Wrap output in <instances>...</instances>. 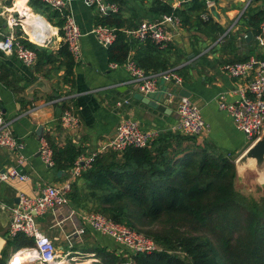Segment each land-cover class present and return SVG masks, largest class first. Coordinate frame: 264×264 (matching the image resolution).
<instances>
[{
  "label": "crops",
  "instance_id": "1",
  "mask_svg": "<svg viewBox=\"0 0 264 264\" xmlns=\"http://www.w3.org/2000/svg\"><path fill=\"white\" fill-rule=\"evenodd\" d=\"M161 1L171 3L172 7H179L181 3L192 0ZM202 1L205 2V6L200 10V16L207 14L206 19L201 17L202 20L207 21L206 25L200 27L196 25L193 18L197 13H192L191 23L184 25L177 17L178 25L171 23L164 25L165 29L172 33V39L168 42L172 45L171 59L178 62L177 65L169 68L176 70L182 77V83L175 85L160 80L158 91L149 95L158 103L165 105L170 113L159 112L134 99L130 100L128 106L121 108L115 106L116 98L127 97L131 92H139L138 84L130 81L131 76L122 65L111 68L112 62L108 61L107 47L100 44L91 33L92 28L98 24L96 22L98 11L85 0H69L68 11L73 15L82 32L80 40L82 55L79 61H74L71 83L64 84L60 81L63 70L51 72L46 69L48 65L43 68H38L35 64L25 66L14 55L0 51V64L12 72L9 78L14 80L15 87L23 88L16 94L0 81V109L9 121L15 136L24 143L23 153L26 159L20 166V171L27 176L26 180L17 178L0 180V250L5 244L2 239L8 233L10 207L18 202L20 192L37 196L44 185H61L66 180L73 182L77 178L71 177V168L63 171L43 162L39 155V139L45 134L53 137L59 145L69 139L84 149L82 155H88L114 135L116 125L122 119L136 120L143 130H155L158 133L171 130L178 122L176 104L181 97V90H184L189 93L190 102L199 108L207 124V131L201 136H196L198 144H206L232 158L238 157L247 148L249 142L246 136L236 128L233 118L219 108L218 101L221 94L225 96L227 102L236 101L240 88L252 78V76L246 78L229 76L223 69L225 63L241 62L250 57L264 59V45H258L255 39L256 32L248 24V15L259 11L260 18L263 16L264 0H252L247 9H244V0ZM7 2L8 0H0L1 37L13 30L22 42L32 43L38 47L44 46L54 51L58 49L63 42L61 27L54 26L47 19L48 14L56 10L44 3L34 6L29 0L25 1L26 5L23 7H17L16 0ZM124 2L123 5L117 4L118 12L121 7L125 19L130 18L132 13L137 15L136 23L143 20L156 21L161 18L148 12L151 0H124ZM208 3L216 6L218 20L210 16ZM2 12L4 14H1ZM8 13L14 16H29L27 21L39 15L47 21L46 38H38L22 22H16L14 26L9 27ZM56 20L53 18V21ZM35 22L40 23V21ZM127 31L128 29L125 32L129 34ZM248 32L251 33L249 39H247ZM132 54L133 51H130L128 58L131 59ZM182 68L185 70L180 74L179 70ZM39 79H45L48 87L58 93V97L61 94L59 98L71 104L70 110L79 121L76 129H67L61 125V111L56 106L58 103L53 102L54 98H49L50 94L41 88L30 91L31 86ZM15 159L14 151L0 146V173L7 166L15 164ZM79 181L80 179H77V182ZM71 194L70 188L66 206L56 211L47 210L37 218L41 231L54 243L62 241L69 244V238L77 237L85 245L83 249L78 250L87 255H94L92 253L94 248H105L119 254L124 251L123 246L112 238L93 231L79 217L65 219L71 209L80 213L88 211L85 207L76 204ZM68 221L70 233H67L63 227ZM79 229H82L81 233H77ZM57 248L62 251L71 249L68 247L64 250L62 246Z\"/></svg>",
  "mask_w": 264,
  "mask_h": 264
},
{
  "label": "trees",
  "instance_id": "2",
  "mask_svg": "<svg viewBox=\"0 0 264 264\" xmlns=\"http://www.w3.org/2000/svg\"><path fill=\"white\" fill-rule=\"evenodd\" d=\"M29 3L43 5L38 0ZM204 3L192 0L172 7L169 2L151 0L148 12L158 18L176 16L184 25L191 23L192 13H197L193 19L200 27L207 24L200 16ZM260 14L248 15V24L256 33ZM47 19L54 26H62L63 18L57 11L48 14ZM136 19L135 13L125 19L121 7L118 13L96 18L98 24L115 30L116 38L107 47L108 61L121 64L133 51L131 60L145 71L177 65L171 59V43L161 47L125 32L139 24ZM23 43L35 51L36 67L48 65L46 69L51 72L63 70L60 81L72 82L74 60L65 43L56 51ZM11 73L0 64V81L17 94L23 88L15 87L9 78ZM49 98L56 99L51 95ZM56 106L61 115L71 108L64 100ZM44 137L52 149L53 166L59 170L72 168L84 152L69 139L59 145L49 134ZM236 158L198 144L196 136L172 130L160 132L145 147L98 153L91 167L71 183L72 200L145 234L161 248L130 254L128 259L113 250L94 248L92 253L98 261L93 264H264V196L249 199L236 191ZM31 245L32 240L23 234L6 235L0 264H7L11 253Z\"/></svg>",
  "mask_w": 264,
  "mask_h": 264
},
{
  "label": "built area",
  "instance_id": "3",
  "mask_svg": "<svg viewBox=\"0 0 264 264\" xmlns=\"http://www.w3.org/2000/svg\"><path fill=\"white\" fill-rule=\"evenodd\" d=\"M38 1L58 11L63 17L61 26L62 40L66 44L73 60L75 62L79 61L82 55L80 44L82 32L73 15L68 11L69 0ZM251 1L244 0V9L250 5ZM85 2L88 5L95 6L101 17L116 13L119 9L117 2L112 0H85ZM211 4L208 3L207 6ZM1 14H4V12ZM202 18H207V15L204 14ZM7 21L9 27H12L16 22L23 23V16H14L8 13ZM167 23L178 25L179 20L173 15H163L156 21L143 20L135 28L127 32L139 41L151 40L162 47L172 39V33L164 27ZM91 33L105 47H108L116 38L114 28L101 24L94 26ZM0 35L2 34L0 33ZM255 39L258 45H264V13ZM0 51L14 55L25 66H32L36 62L35 51L25 46L13 30L2 37L0 36ZM119 65L126 68L131 76L130 81L138 84L139 92L145 96L158 91V82L160 80L171 82L175 85H181L182 83V77L174 68L146 72L130 58H127L121 64L113 62L110 64L111 68H116ZM223 69L229 76L234 78L252 76L251 80L243 88H240L239 97L236 101H225L223 94L219 96L218 101L219 108L226 111L233 118L236 128L246 136L249 143H252L259 137L264 128V59L250 57L241 62H228L223 65ZM62 100L63 98H56L53 102L60 103ZM127 103L126 100H118L115 106L120 107ZM176 113L178 122L171 128L172 131L188 136H201L207 131V124L199 108L192 104L188 97H179L176 104ZM60 123L67 129H76L79 125L78 118L70 109L62 113ZM158 134L155 130H143L139 123L132 118L122 119L117 123L115 133L111 138L104 141L96 151L88 155L81 154L77 158L70 171L71 177L75 178L82 171L90 168L98 153L109 150L120 153L128 146L145 147ZM0 146L14 151L16 154L15 164L7 166L0 173V180L6 181L11 178L26 180L27 176L20 171V166L26 159L23 153L24 143L15 136L9 121L6 120L1 109ZM39 155L46 165L53 166L52 149L45 137H40L39 139ZM71 183L70 180H66L61 185H44L37 196H29L23 192L18 194V202L10 207V223L7 235L13 237L16 234H23L32 240V245L11 254L7 264L13 263V255L20 250L27 253L25 262L22 264H59L60 262L62 264H73L77 261H84L80 259L87 254L79 250H59L53 240L41 231L37 221V218L41 217L47 210L56 211L68 204L67 193L71 188ZM76 216L93 231L108 236L117 244L123 246L128 254L151 253L159 250L153 239L126 225L111 220L102 213L95 211L80 213L71 209L65 219H71ZM81 232L82 229L77 230V233Z\"/></svg>",
  "mask_w": 264,
  "mask_h": 264
},
{
  "label": "water",
  "instance_id": "4",
  "mask_svg": "<svg viewBox=\"0 0 264 264\" xmlns=\"http://www.w3.org/2000/svg\"><path fill=\"white\" fill-rule=\"evenodd\" d=\"M10 3V0H8ZM7 2V3H8ZM208 11L210 13V16L219 19V14L216 11V6L214 4H211L208 6ZM251 36V33H247V39H249ZM192 55H190L191 57ZM34 88H41L46 93L52 95L53 97H58L57 92H53L47 85V82L45 79H39L36 81L30 88V91ZM181 96L189 97V93L185 92L184 90H181L180 92ZM134 99L137 100L139 103H142L150 108H153L159 112H169L170 110L165 107V105L158 103L155 99L150 97V95L145 96L140 92H131V94L127 97L123 98H116L114 100V104L118 100H126L128 103L123 104L120 106H128L130 104V100ZM170 113V112H169ZM255 161V170L259 174L261 178H264V128L259 135L252 143H250L247 148L235 159V170H236V176L238 172L243 171L246 167H249L252 163L251 161ZM6 242V236L2 239ZM2 250V249H1ZM0 250V252H1Z\"/></svg>",
  "mask_w": 264,
  "mask_h": 264
},
{
  "label": "rangeland",
  "instance_id": "5",
  "mask_svg": "<svg viewBox=\"0 0 264 264\" xmlns=\"http://www.w3.org/2000/svg\"><path fill=\"white\" fill-rule=\"evenodd\" d=\"M201 15L203 16L204 14ZM234 186L236 191L241 195L245 196L246 198L258 199L259 197L264 196V178H261L259 176L254 166L246 167L243 171L238 172L235 178ZM63 225H64L63 227L66 229V232L70 233L71 229H70L69 221L64 223ZM69 241H70L69 244H71V246H69L68 242H62V241H56L55 245L57 247L62 246L64 250H66L68 247H69L68 249L71 248L72 250L83 249V247H85V245L75 236L69 238ZM155 245L157 246L158 249L161 248V246H159L158 244ZM121 253L122 254L124 253L122 256L125 257L126 259L129 258L128 256L130 254H128L126 250L122 251ZM80 260H84V261L90 260L91 262L90 264H93L94 262L98 261L97 258L90 255H86ZM24 264H30V263H24Z\"/></svg>",
  "mask_w": 264,
  "mask_h": 264
},
{
  "label": "bare ground",
  "instance_id": "6",
  "mask_svg": "<svg viewBox=\"0 0 264 264\" xmlns=\"http://www.w3.org/2000/svg\"><path fill=\"white\" fill-rule=\"evenodd\" d=\"M26 0H16V5L17 7H23L25 4ZM25 13H27L26 11H24ZM29 18V16H25L23 17V23L25 25L26 28L30 29L31 32H33L38 38L44 39L46 38V27H47V21H45L42 17H40L39 15H36L35 17H33L31 20L27 21L26 19ZM35 21H40L39 24H36ZM251 165L250 166H254L255 165V161L252 160L251 161ZM27 257V253L26 251H19L17 254L13 255V263L12 264H22L23 262H25V258ZM90 260H86L83 262H76L73 264H90ZM59 264H62L61 262Z\"/></svg>",
  "mask_w": 264,
  "mask_h": 264
}]
</instances>
